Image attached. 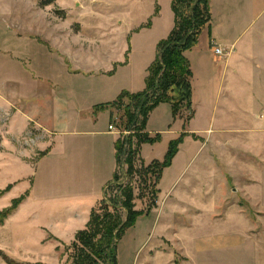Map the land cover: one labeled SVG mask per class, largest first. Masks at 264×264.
Returning a JSON list of instances; mask_svg holds the SVG:
<instances>
[{
    "label": "rangeland",
    "instance_id": "374dc122",
    "mask_svg": "<svg viewBox=\"0 0 264 264\" xmlns=\"http://www.w3.org/2000/svg\"><path fill=\"white\" fill-rule=\"evenodd\" d=\"M192 1L182 4L181 11L188 14V3ZM172 4L173 0H0V89L2 83L13 77L29 84L27 77L35 72L42 78L43 90L67 94L70 111L76 110L79 118L90 120L82 123L83 128L94 122L91 126L95 130H107L110 123L120 132L119 141L124 145L116 176L120 183L132 187L135 209L143 214L122 234L116 264H264L263 252L249 256L241 244L201 252L196 241L197 189L219 188L220 203L227 200L242 203L237 198L247 187V179L242 175L236 177V173L232 176L226 163L227 156L234 155L239 159L235 168L242 170L246 166L242 160H247L248 154L241 144H230L231 139L236 140L231 129L264 127V118L260 117L264 109L259 112L247 95L249 86L254 84L244 83L241 75H237L238 84L220 92L221 63L209 55L192 53L188 55L193 69L190 110L182 105L174 116L171 105L161 103L150 111L143 127L140 101L123 98L114 103L124 92L137 93L146 88L159 43L169 37L175 26ZM99 30L103 34L98 35ZM99 38H104L100 41L106 46L103 51L86 44L99 42ZM51 84L59 88L55 91ZM153 101L155 98L150 97L147 106ZM247 107L248 114L244 111ZM128 112L139 120L131 130L125 127ZM8 121L0 119V128ZM194 130H200V136L207 138L200 150L203 140L198 141L201 137L192 134ZM124 131L130 134H123ZM39 133L33 131L28 140L21 139L22 152L23 148L34 151L38 147L33 140L39 138ZM143 136L155 141L149 143ZM254 136L264 140V131ZM58 138L81 143L87 136ZM178 139L181 140L169 165L156 174L144 171L153 161L164 162L170 143ZM4 149L0 129V264H76V236L85 228L41 225L45 218L35 214L38 210H49L54 204L44 196L50 189L56 194H67L74 189L69 186L76 175L91 173L87 165L75 160V155L82 158V150L76 153L73 150L65 164H60L55 161V150L52 156L45 158L47 151L43 150L46 152H37L20 162L3 154ZM130 150L134 151V169L139 171H133L132 175L128 174ZM210 156L215 162H209ZM143 158L152 162L147 164ZM253 158H249L251 167L255 165ZM47 160L52 163L45 173L46 165H50ZM92 166L97 183L101 176L96 161L92 160ZM45 190L48 191L44 193ZM123 190L109 185L102 202H123ZM20 198L23 200L18 208L1 221L7 209ZM66 199V195L62 196L57 204L64 206ZM103 206L101 203L97 209ZM110 210L114 211L112 207ZM118 212L125 220L126 212ZM218 213L225 214L223 204ZM250 214L255 215L253 211ZM82 263L83 260L77 261ZM98 264L111 262L106 258Z\"/></svg>",
    "mask_w": 264,
    "mask_h": 264
},
{
    "label": "crops",
    "instance_id": "0c3cea01",
    "mask_svg": "<svg viewBox=\"0 0 264 264\" xmlns=\"http://www.w3.org/2000/svg\"><path fill=\"white\" fill-rule=\"evenodd\" d=\"M210 11L209 27L201 34L198 44L187 51L186 56L188 58V55L191 56L192 53H198L201 56L209 55L214 61L221 63L220 92L224 89H233V86L240 80L244 83H253L254 87L249 86L250 90L247 95L254 100L253 103L260 112L264 109V0H211ZM100 33L103 34L102 30L98 31V35ZM39 35H41V28ZM103 39L99 38V42L95 41L92 44L87 42L86 44L97 46L96 50L100 52L106 48L104 44H100ZM215 46L223 48L226 52L225 57L215 55ZM191 70L193 73L192 65ZM237 75H241L240 80ZM41 79L34 72L27 77L29 84L20 77L8 78L5 84L2 83L0 119L9 120L3 128H0L3 145H5L2 153L16 157L20 162H25L27 156L47 151L46 158L52 156L51 153L55 150L57 152L55 161L65 164L64 161L69 158L73 150L74 153L82 150V158L75 155V160L87 165L91 173L76 175L73 185L71 183L69 186L74 187L72 191H69L71 193L61 195L56 194L52 189L45 190L44 193L49 192L44 195L45 199L49 198L48 202H54V204L49 210H38L35 216L45 218L43 219L46 222L40 223L41 225L55 227L66 224L85 228L92 211L102 203L105 189L117 175L119 132L110 130V123L107 130H95L91 126L94 122L83 128L82 123L86 124L90 120L79 118V112L76 110L70 111L67 94L43 90ZM51 85L55 91L59 88L57 85ZM248 110V107L244 108L246 114ZM261 130L264 131V127L263 129L249 127L231 129L232 133H236V140L231 139L230 144L233 145L234 142L236 145L241 144L240 146L245 148L248 154H256L258 157L247 154V160H242L246 166L239 170L234 166V163L239 160L238 157L227 156L226 167L231 175L234 176L236 173V177L242 175L247 179V187L241 190V197L237 198L242 203L228 200L220 203L217 195H221L222 190L215 187H201L195 192L194 205L196 204L195 208L198 212L196 228L199 231L196 241L201 252L224 247L232 248L235 244H241L249 256L251 254L258 256L262 252L264 254V140L257 138L259 136H254ZM33 131L40 132L39 138L33 140L38 147L33 148L34 151L23 148L22 152L21 139L28 140L27 136ZM199 132L200 130H194L192 134L201 137ZM42 135L45 137L42 138ZM60 135L67 136V138L85 135L87 139L81 143L75 140L61 141L58 138ZM200 140L203 141L200 143L199 150L207 143V138L201 137L198 141ZM250 157H254L252 162L255 165L252 167L249 165L251 164ZM92 160L96 161L97 172L101 176V180L97 183L92 175ZM144 161L147 164L152 162L151 159L148 161L144 159ZM213 161L210 156L209 162ZM46 162L50 165H46L45 173L51 169L52 163L49 160ZM65 195L68 199L62 200L65 205L60 206L57 202H60L62 196ZM206 196H210L208 201L205 200ZM221 204L225 207L223 215L218 213ZM250 211L255 213L254 217L251 216Z\"/></svg>",
    "mask_w": 264,
    "mask_h": 264
},
{
    "label": "trees",
    "instance_id": "16d2710c",
    "mask_svg": "<svg viewBox=\"0 0 264 264\" xmlns=\"http://www.w3.org/2000/svg\"><path fill=\"white\" fill-rule=\"evenodd\" d=\"M186 1L173 0L172 7L175 13V26L169 37L159 43L158 54L155 62L149 69L145 90L137 93L124 92L114 101L115 103L123 98L137 100V102L140 101V111L141 116H143L141 125L143 127L144 125L146 126L150 111L161 103H169L174 116L178 114L180 106L185 105L188 110L192 107L191 78L193 73L186 52L198 44L202 31L206 27H209L211 22V0H194L188 3L190 5V12L188 14L181 11V5L186 4ZM150 97L155 98V101L152 102L151 106H147L146 102ZM127 115L128 122L125 124V127L131 130L132 125L136 126L139 120L131 112H128ZM143 137L149 143L155 141L154 138ZM127 138V141L130 142V138ZM181 139L170 143L164 162L154 161L144 171H153L156 174L161 167L169 165ZM123 145V142L119 141L117 143L118 158L121 152H123ZM132 155H134V151L130 150L128 157L129 175H132L133 171L139 172L134 169ZM109 185L119 186L124 189L123 202L107 203L105 201L102 202L105 206L100 208L101 210L95 209L92 211L85 229L79 231L76 236L74 245L76 264L79 260H83L84 264H98L100 260L103 261L106 258L109 259L111 264H116L117 247L122 234L134 224L139 215L143 214L141 211L135 209L134 191L131 186L120 183L118 176ZM22 200L23 198L16 199L12 207L8 208L7 212L1 217V221L12 214ZM110 207L114 209L113 212L110 210ZM118 210L126 212L125 220H122Z\"/></svg>",
    "mask_w": 264,
    "mask_h": 264
},
{
    "label": "built area",
    "instance_id": "2783aa9c",
    "mask_svg": "<svg viewBox=\"0 0 264 264\" xmlns=\"http://www.w3.org/2000/svg\"><path fill=\"white\" fill-rule=\"evenodd\" d=\"M214 53H215L216 56H220V57H225V55H226V52L223 50V48H221V47H219V46H215V47H214ZM260 117H261V118H264V114H262ZM109 129L112 130V131H117L116 126L113 125V124H111V125L109 126ZM117 132H119V131H117ZM119 133H120V132H119ZM123 134L128 135V134H130V132H128V131H124Z\"/></svg>",
    "mask_w": 264,
    "mask_h": 264
}]
</instances>
